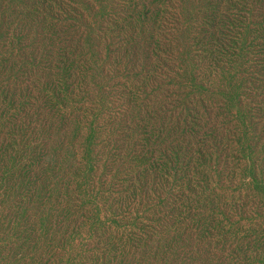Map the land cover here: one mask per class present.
<instances>
[{"label": "rangeland", "instance_id": "1", "mask_svg": "<svg viewBox=\"0 0 264 264\" xmlns=\"http://www.w3.org/2000/svg\"><path fill=\"white\" fill-rule=\"evenodd\" d=\"M12 1L18 18L0 11V264H95L98 253L102 256L110 245L129 246L123 252L128 257L104 259L105 264H264L259 232L264 231V216L254 211L260 203L249 201L238 179L235 185L230 181L257 163L249 148L264 133L261 21L249 24L257 33L243 40L240 35L247 30L230 35L241 38L231 55L213 51L205 42L211 32L205 20L218 11L217 2L204 9L205 0L136 5L117 0L102 2L95 12L83 0L76 5L63 0L53 4L55 9L39 5L37 15L30 16L25 0ZM224 23L217 28L221 34L231 28ZM61 54L76 66L67 93L57 70ZM58 78L64 90L50 98L44 90ZM192 111L195 119L189 116ZM257 112L259 128L252 125L255 132L244 138L246 148L239 145L246 156L225 163V156L235 153L220 146L225 130L252 122ZM151 135L161 147L145 143ZM169 146L181 150L177 163L162 157L173 150ZM218 147L224 150L221 163L212 159L201 166L199 152ZM115 149L128 160L121 158L108 172L102 155ZM157 149L154 160L166 163L161 171L151 168L152 161L145 170L143 156L134 157ZM41 153L39 163H16L11 173L17 178L9 182L6 169L16 159L33 160ZM209 171L212 187L202 198ZM135 173L143 174L136 185ZM118 175L125 179L117 190L126 191L121 201L144 216L139 239L128 245L127 232L135 226L130 220L120 226L104 223L92 196L103 182L119 181ZM190 179L197 192L183 193L178 183ZM32 182L35 201H20L19 187ZM253 193L264 195V189ZM66 207L75 213L67 220ZM228 218L236 227L245 225L236 236L229 235ZM248 218L259 220L250 232ZM63 220L64 229L71 227L76 234L71 244L60 246Z\"/></svg>", "mask_w": 264, "mask_h": 264}, {"label": "trees", "instance_id": "2", "mask_svg": "<svg viewBox=\"0 0 264 264\" xmlns=\"http://www.w3.org/2000/svg\"><path fill=\"white\" fill-rule=\"evenodd\" d=\"M25 1L30 10L29 15L34 16V15H37L39 5L45 6L48 9H55L53 4H57L59 6L60 2L63 0H59L57 2L55 0H25ZM70 1L76 5V0H70ZM83 1H85L84 5L87 10L95 11V12H98L100 10V6L102 2H104V4L106 3L114 4V3L119 2L117 0H83ZM141 1H144V0H123L121 2L122 3L127 2L129 3V5H136L140 3ZM212 2H217L220 8L218 9L217 12L208 16L207 19L205 20V24H204L205 27L211 30V32H207L208 40L205 41L209 49L213 51L224 52V53L233 55L235 52V49H238L237 42L240 41L241 38L243 40L250 34L257 33V32H252V30L248 29L249 24L252 23V21H261V23L259 24V28H260L259 31L264 32V0H205L202 3L203 8L204 9H208V7L210 9L213 8L214 6L212 5ZM15 5H16L15 2H13L12 0H0V11H3L1 16L5 17L9 13V15H11L12 17L18 18L20 15V12H18V10L16 12L17 5L16 6ZM226 19H227V22H225ZM223 23L225 24V27L227 25L228 26L231 25V28L221 34L219 31H217V28L222 27ZM245 30H247L248 32L247 34L240 35L241 38L239 36L230 37V35L234 33H239ZM14 38L23 39L24 36L17 35ZM248 46L250 45H246V47ZM61 57H62V60H59L58 62H56L60 65L58 66L57 70H58V75L61 76V79H63V82L67 87V89H65V92L67 93L70 90V87L67 84V81L73 78L74 72H76V69H75L76 66H75V61L73 62L69 61V59L67 58V56H65V54H61ZM59 80L60 78L53 80L52 83L49 85V87L44 90V92H47L48 94H50V98L53 97V95H55L57 92H61L64 90L63 85L60 82H57ZM141 87H142V83L136 84L134 86L135 89L141 88ZM130 89L132 88L130 87ZM230 112L231 111H229L228 114ZM258 114L259 112L255 113V115L252 118V122L243 123L242 127H239L238 125H232V127L225 130L226 133H224L221 138L220 146L224 150L227 149V150H230L231 152H235L234 156L233 155H230L229 157L225 156V163H229L227 160H234V161L242 160V158L246 156V150L242 149L239 145L241 144V146H244L243 144L244 138L248 137L252 131L255 132V129H254L255 127L259 128V120H258L259 118L257 116ZM189 116L195 119V115L193 114V111ZM213 116L219 117L218 114H214ZM252 125L255 127H252ZM191 133L196 134L194 130H192ZM217 133L219 135L220 132H217ZM257 136L258 135H256V137ZM95 137L99 138L101 137V135H98ZM231 138H233V140H231ZM257 139H258L256 143L257 146L255 148L250 147L249 150L251 152L248 154L250 155V158L252 161L254 160L253 156L255 155L257 159V163H253V162L250 163V167L242 171L239 177L237 174H233L232 176H230V181L232 182V185H235L237 184L236 180L238 179L239 182L243 184V186H241L240 188L244 189L245 192L247 191L249 193V201L252 198H255L258 200L260 205H254V211H255V214L262 217L264 216V195H259L258 197H255V194L253 192L259 188L264 189V133L262 132L260 137H258ZM144 141L147 144L148 143H151L152 145L159 144L157 140H154L153 135H151L149 138H145ZM107 142L109 144L110 140H108ZM261 143H263L262 151L259 148V151L256 152L255 149H257ZM38 146H41V145H38ZM159 147H161L160 144H159ZM222 148L218 147L215 151H211V152H207V151L205 152L204 150L199 152L200 156L198 157H199V160L202 162L199 164L201 166L207 167L210 163H206V162L212 159H215L217 163H221L222 155L224 151ZM173 150H166V152H164V155H162V157H165L167 159L170 158V160L168 159L169 162H171L172 160L177 163L179 161L177 157H178V154L181 152V150L180 151L176 149H173ZM158 151L159 149L153 150V151H146V152L139 151L137 154L134 155V157H140L141 155L143 156L141 157L143 158L141 162L144 164L143 168L145 170H147L148 168V166L145 163H147L148 161L149 162L152 161L153 164L151 165V168H154V170L156 171H161L159 169H162L166 163L154 160V156L156 155ZM42 153L41 155H38L33 160L25 159L26 160L25 161V160L16 159L15 163L11 167L6 169L9 182H12L17 178L15 174L11 173L12 172L11 170L15 167L16 163H39L38 160L41 159ZM105 153L104 155H102V160L105 163H109L107 165L108 172H112L114 170L115 163H117L121 158L123 162H126L128 160L127 158L128 155L123 157L121 150L119 149H115L114 152L112 150V151H108V153L106 154ZM257 153L259 154L257 155ZM85 160H88L91 163H96V159L91 158L90 156H86ZM212 164H215V163H212ZM240 168L242 167L240 166ZM205 174H208V176H206L203 179L205 183V186H204L205 195H203L202 198L206 196L207 192L211 189L212 183H213V175L210 173V171ZM134 176H135L134 184L136 185L139 179L143 178V174L135 173ZM118 179L119 181H116L114 184L110 183L107 185L105 182H103L100 185V187L97 188V190L93 191L92 196L97 198V201H94V204H96L98 207L96 212L100 214L101 219L104 221V223L109 224V225H111V223H116L118 226H120V225H123V223H127L130 220L129 224L135 226L131 228L129 232H127L128 239L124 243V245H128L130 242H134L139 239L137 231L142 229L143 226L145 225L144 216L142 214L140 215L139 211L135 214L132 213L131 205H128L127 207H125L124 203L121 201V198L125 196L126 191H117V190H120L121 186H123V182L125 181V179L120 176L118 177ZM37 183L41 186L40 182L37 181ZM90 183H93V182H90ZM178 184H179L178 189L181 190V187H182L183 193H185L186 190H189L193 193L197 192V190H194L196 188V184L193 179L188 180V183L184 181H180ZM236 188H238L239 190H236ZM236 188H235V191H241L239 187H236ZM18 190H19V196L17 198H19L20 201L22 199H28V198L30 200L29 202L35 201L36 186L34 182H32L30 186H25L24 184H22ZM183 193H180L182 198H184V200L189 199V197L184 196ZM247 203L248 202L245 201V204L243 205L249 206ZM106 204H107V207L106 209H104ZM137 205L138 204L135 203V207H137ZM63 214H64V219L67 220V219H70L75 213H73L71 209L66 207L63 211ZM247 220H250L249 227L246 228V231L248 232L252 231L259 224V220L257 218L256 219L248 218ZM228 221H229V228H230V232H229L230 236H236L240 227H245V225H238L236 227V224L229 218H228ZM64 228H65V221L63 220L62 221V231L59 233V239H58L60 246L71 244L74 238V235L76 234L75 229H72L71 227H67L66 229ZM151 228H153L152 224L150 225V229ZM48 229H50L49 225H48ZM259 232L261 236H264L263 230L259 229ZM69 235L71 237L67 239L66 237ZM112 241L117 242L118 238L113 237ZM128 247L129 246L122 248V246L120 245L108 246V248L104 250V253L102 256L99 255L98 253L95 264H105L104 259L106 260L109 259L111 262H114L115 260H118L119 257L122 260H126L128 256L127 254H123V252L126 251ZM122 260L116 261L115 264H123ZM64 261L65 259H62L59 261V263L64 262Z\"/></svg>", "mask_w": 264, "mask_h": 264}]
</instances>
